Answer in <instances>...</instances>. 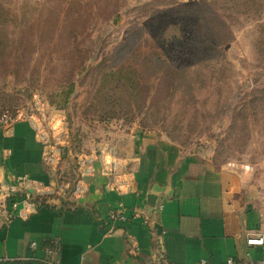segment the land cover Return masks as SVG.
<instances>
[{"label":"rangeland","instance_id":"rangeland-1","mask_svg":"<svg viewBox=\"0 0 264 264\" xmlns=\"http://www.w3.org/2000/svg\"><path fill=\"white\" fill-rule=\"evenodd\" d=\"M20 111L73 182L123 131L264 180V0H0V126Z\"/></svg>","mask_w":264,"mask_h":264},{"label":"crops","instance_id":"crops-1","mask_svg":"<svg viewBox=\"0 0 264 264\" xmlns=\"http://www.w3.org/2000/svg\"><path fill=\"white\" fill-rule=\"evenodd\" d=\"M107 140L90 156L95 174L76 195L71 173L46 162L31 122L0 126L1 173L28 177V192L43 197L27 220L7 223L0 214V261L264 264V246L247 244L264 233V180L255 171L219 165L161 134L123 131ZM61 178L68 184L59 193ZM120 203L128 220L113 223Z\"/></svg>","mask_w":264,"mask_h":264},{"label":"built area","instance_id":"built-area-1","mask_svg":"<svg viewBox=\"0 0 264 264\" xmlns=\"http://www.w3.org/2000/svg\"><path fill=\"white\" fill-rule=\"evenodd\" d=\"M17 120H27L32 123V125L35 127L39 135L41 134V124L37 123V121L33 120L32 117H29L28 115H24L21 111L17 114L11 115H4L3 119L1 120V124L7 128H12L13 124ZM41 139L46 147V153H45V160L46 162L51 166L53 170H59L58 164L60 160L62 159L61 153L59 150L55 149L54 146H51L48 141H44V135L41 136ZM115 163L111 162V168L107 169L106 174H108V171L114 172V165ZM94 166H93V160L90 157H83L77 174L78 179L70 184V188L73 189V192L77 195L84 191V187L86 186V178L89 176H93L95 173ZM64 174V173H62ZM64 176V175H63ZM61 181L63 185H61V188H59L60 192H63L65 189L67 180L66 178H61ZM66 181V182H65ZM28 183L29 179L26 176H17L13 179L6 178L5 175H3L0 171V214L4 217L5 221L7 223H10L15 218H20L23 220L29 219L32 214L36 213L39 208L42 205L41 193L37 194H31L28 192ZM36 190V188H35ZM116 190L119 191V193L123 192L122 187L118 186L116 187ZM39 192V190H37ZM41 191V189H40ZM262 204L264 207V196L262 199ZM110 221L113 223H125L128 218L126 216V208L124 203H120L116 210L111 212L110 214ZM115 229V225L111 228L110 232H113ZM247 244L249 246H264V233H260L258 235H250L247 238ZM33 247L37 246V242L32 243ZM264 263V258L263 261ZM229 264H235L234 259H229Z\"/></svg>","mask_w":264,"mask_h":264},{"label":"trees","instance_id":"trees-1","mask_svg":"<svg viewBox=\"0 0 264 264\" xmlns=\"http://www.w3.org/2000/svg\"><path fill=\"white\" fill-rule=\"evenodd\" d=\"M23 261L31 262L32 264H51L41 260H1L0 264H22L21 262Z\"/></svg>","mask_w":264,"mask_h":264}]
</instances>
